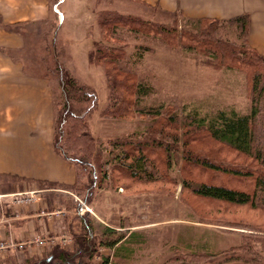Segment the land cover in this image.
Listing matches in <instances>:
<instances>
[{"label":"rangeland","instance_id":"1","mask_svg":"<svg viewBox=\"0 0 264 264\" xmlns=\"http://www.w3.org/2000/svg\"><path fill=\"white\" fill-rule=\"evenodd\" d=\"M55 4L50 7L47 21L25 23L19 27L25 45L14 56L30 74L43 75L47 72L38 68L43 58L50 68L54 63L52 47L45 52L43 45H54L57 60L95 93V109L89 112L86 120L96 146L93 155L100 158L101 169L107 174L101 185L93 190L91 204L80 203L82 208L88 207L82 215L93 220L94 234H102L107 228L104 224L128 228L145 223L141 250L136 255L143 256L148 264H234L237 256L246 260V264H264V210L260 206L252 209L248 205H229L199 197L184 182L192 176L208 183L250 188L243 179L185 166L183 119L185 113L192 110L201 115L222 109L248 114L253 105L249 80L251 69L241 63L221 62L198 43L192 44L195 47L191 49L187 48L186 35L197 31L195 19L184 20L179 15L171 17L129 0H58ZM108 13L161 23L166 25L167 34L142 33L118 26L112 34L106 31L100 36L95 23L96 15ZM226 20H220L214 26L216 39L241 45L244 36ZM171 30L173 35L169 33ZM94 41H98V46L106 45L114 52V66L121 73L130 74L132 78L129 81L146 88V95L123 116L105 117V111L112 104V90L105 82L102 67L88 62L87 52L93 48ZM46 78L53 102H56L60 95L58 79L50 72ZM117 92H121L122 99L127 98L124 90L115 89L114 93ZM263 105L253 124L258 144H264ZM156 110L159 112L157 116L154 115ZM171 114L176 121L168 125V130H176L178 139L175 144L176 160L172 165L166 166L160 161L159 172L153 174L150 181L131 180L120 172H111L112 165L105 160L111 157V151L115 152L111 149L115 140L145 142L148 134H154L155 139H162L164 146H172L174 140L156 130ZM190 146L214 161L226 160L229 168L238 169L243 174L253 173L250 167L256 165L253 160L205 137L192 141ZM86 168L87 172H83L78 181L82 184H87L94 175L99 178L96 164ZM66 189L72 192L71 188ZM246 246L250 249L244 251ZM100 248L96 254L104 256ZM23 260V255L13 253L7 258L0 257V264H22ZM99 261L97 257L93 258V262Z\"/></svg>","mask_w":264,"mask_h":264},{"label":"trees","instance_id":"2","mask_svg":"<svg viewBox=\"0 0 264 264\" xmlns=\"http://www.w3.org/2000/svg\"><path fill=\"white\" fill-rule=\"evenodd\" d=\"M48 1L51 5L56 6L55 3L58 0ZM195 20L197 31L194 34L189 33L186 35L187 48L191 49L195 47L192 44L198 43L212 57L216 56L221 62L228 64L232 62L241 63L243 66L250 68L249 80L253 105L248 114H240L234 109H222L217 110L213 114L204 115L199 114L196 110L185 113L183 119V126L185 128L183 131V161L187 168L193 166L198 170L212 171L231 178L243 179L249 183L248 186L250 188L239 189L224 184L208 183L192 178V176H188V179L184 181L185 186L193 194L205 199L220 201L229 205H248L252 209L259 208L260 206L264 210V144L256 143L253 132V124L259 115L260 107L264 103V56L259 55L248 45L246 35L249 18L247 14L226 20L239 30L241 36H244L243 43L239 46L216 39V28L214 26L220 23V20L210 18ZM95 23L100 36L106 31L112 34L113 30L118 26H126L131 30L142 33L167 34L166 25L143 21L130 15L123 16L115 13L100 14L99 16L96 15ZM0 25L8 32L20 33L23 36L19 28L22 24L6 26L2 24L0 18ZM173 28L174 26L172 30ZM172 30L171 32L168 31L171 35L174 34ZM98 45V41L93 42V48L87 53V58L90 65L102 67L105 82L106 84L108 82L113 91H111L112 104L105 111V117L123 116L130 111V107L133 104L138 103L139 99L146 95V88L140 84L131 82L132 80L129 81L128 79L132 78L130 74L121 73L118 67L114 66V52L107 48L106 45L103 47ZM51 47L54 62L53 67L50 68L48 66L49 63L45 62L44 57L38 68L39 70L44 69L47 73L43 75L31 74L46 78L50 72L58 79L60 95L59 99L53 102L52 149L62 159L71 162L75 166L76 184L70 188L80 201L75 206L76 211H78L81 207V201L86 206L91 204L94 194L93 190L101 185L107 174L101 169L100 158L93 155L96 146H94L93 137L88 132L86 120L89 112L95 109L96 96L90 86L75 78L57 60L54 53V45H43V51L46 52V49ZM238 57H241V59L239 60ZM121 75L122 79L119 80ZM115 89L117 91L124 90L127 98L122 99L120 97L121 92L114 93ZM158 113V110H156L154 115L157 116ZM166 119L157 126L156 130L160 135L170 136L174 140L172 146H164L162 139H155L154 134H148L145 142L115 140L112 142L111 148L115 152L111 151V157L105 160V163L112 165L111 172H120L125 178L131 180L141 181L148 179L150 181V179H153L152 175L159 172L160 161L164 162L166 166L172 165L174 160H176L177 151L175 144L178 139L177 131L168 130V125L176 120L173 114ZM202 137L212 140L215 144L229 151L253 160L256 163L255 166L250 167L253 168V173L246 172L243 174L238 169L229 168L226 160L214 161L207 154L193 150L190 146L192 141H197L198 138L201 139ZM94 164H96L97 170L100 172L99 178L94 175L90 180L88 179L87 184L78 182L80 175L83 172H87L86 167H93ZM89 175L90 173H88ZM86 213L90 214L89 212ZM71 221L70 230L74 239L73 249L63 250L55 247L46 253L43 258H25L22 264H118L117 262L110 263L107 256L97 255L98 247L113 248L114 255L127 256L126 250L130 249L129 243L135 241V235L132 233L124 238L125 232H117L108 227L102 231V234L96 236L92 224L93 220H88L83 215L76 214L72 217ZM246 249L249 250L250 248L246 246L244 247V251ZM96 257L100 259L98 263L93 262V258ZM234 261L238 264L247 263L246 260H242L238 256ZM185 264L200 263L187 262Z\"/></svg>","mask_w":264,"mask_h":264},{"label":"crops","instance_id":"3","mask_svg":"<svg viewBox=\"0 0 264 264\" xmlns=\"http://www.w3.org/2000/svg\"><path fill=\"white\" fill-rule=\"evenodd\" d=\"M129 1L186 19L226 20L247 14L248 45L264 56V0ZM50 7L48 0H0L1 22L6 26L45 22ZM24 43L20 33L8 32L0 25V242L27 244L22 251L7 250L0 257L18 253L24 259H41L55 247L73 249L72 217L82 215L88 207L76 211V201H80L66 189L76 183L75 166L52 149L54 108L50 85L25 70L14 56L23 50ZM24 193H34V200L22 205L13 203L16 195ZM143 224L128 228L104 224L125 232L124 238L132 233L135 241L129 243L127 256L114 255L113 248L99 251L110 263L148 264L147 259L136 255L141 250ZM35 238L43 244L35 243Z\"/></svg>","mask_w":264,"mask_h":264},{"label":"built area","instance_id":"4","mask_svg":"<svg viewBox=\"0 0 264 264\" xmlns=\"http://www.w3.org/2000/svg\"><path fill=\"white\" fill-rule=\"evenodd\" d=\"M33 196H34V193L18 194L14 197L13 203L18 204V205L28 204L34 200ZM34 242L37 244H43V240L39 238H35ZM25 245L27 244L23 242H20V243H15L12 241L0 242V254L4 253L7 250L22 251Z\"/></svg>","mask_w":264,"mask_h":264}]
</instances>
